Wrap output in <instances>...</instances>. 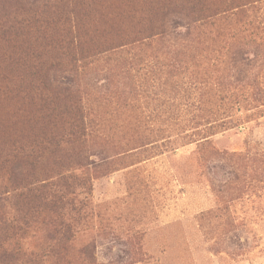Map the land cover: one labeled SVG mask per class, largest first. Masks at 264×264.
<instances>
[{"label":"rangeland","instance_id":"obj_1","mask_svg":"<svg viewBox=\"0 0 264 264\" xmlns=\"http://www.w3.org/2000/svg\"><path fill=\"white\" fill-rule=\"evenodd\" d=\"M159 1L76 0L68 16H24L0 29V150L61 130L65 115L43 114L33 85L41 72L36 66L69 59L68 47L58 42L70 34L76 53L95 56L78 76L60 72L53 79L78 88L90 101L91 117L110 118L105 126L121 146L89 153L90 162L111 163L90 177L87 202L95 215L78 238L94 264H264V107L230 110L221 101L228 95L218 83L229 78L225 65L193 64L185 51L186 21L151 8ZM169 1L210 9L251 3L263 24L255 34L264 32V0ZM133 40L124 58L144 63L131 69L130 105L100 106L128 80L113 45ZM258 80L264 82L262 73ZM115 151L121 153L110 161ZM77 161L50 158L39 172L77 171Z\"/></svg>","mask_w":264,"mask_h":264},{"label":"trees","instance_id":"obj_2","mask_svg":"<svg viewBox=\"0 0 264 264\" xmlns=\"http://www.w3.org/2000/svg\"><path fill=\"white\" fill-rule=\"evenodd\" d=\"M75 1L23 0L22 4L10 7L0 5V29L17 24L24 16L32 17L33 21L40 13L68 16L74 11ZM231 4L229 1L222 4L223 8L210 9L197 8L189 2L176 5L160 0L150 5L167 15L175 11L186 21L185 51L192 52L193 64L213 61L225 65L229 78L218 83L228 93L220 99L229 103L230 110L236 105L259 109L264 107V82L258 80L261 73L264 79V32L256 35L255 30L261 31L263 24L257 22L256 8L251 3L228 9ZM221 9L224 11L220 12ZM165 19L159 29L165 27ZM212 30H216V35ZM135 41L113 45L115 56L123 58V63L116 65L128 80L121 89L112 91L110 99L103 98L100 106L130 105L131 92L127 88L134 78L131 69L144 63L139 59L138 64H131L133 60L124 58L128 53L125 49ZM74 44L73 36L65 34L58 46L68 47L66 63L60 56L59 60H48L41 63L42 67H35L41 72L33 88L43 114L49 118L65 115L61 130L43 131L42 136L30 142L13 143L0 150V264H94L89 246L78 245V238L81 227L90 224L95 215L87 202L94 189L90 177L111 163L90 162L89 153L121 146L116 143V133L105 126L112 123L110 118L91 117L86 109L89 99L73 85L53 79L54 74L60 72L78 76L79 70L87 65L84 63L95 56L76 53ZM79 55L82 56L79 58ZM131 91L135 88L131 87ZM120 153L115 151L109 156L110 161ZM59 157L76 158L79 172L73 166L75 162L71 163L72 168L55 171L52 175L39 172L44 162ZM25 170L30 174L19 180L16 174ZM81 193L88 196L82 198ZM36 239L39 243L33 242Z\"/></svg>","mask_w":264,"mask_h":264}]
</instances>
